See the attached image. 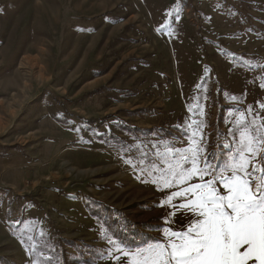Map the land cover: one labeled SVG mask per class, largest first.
<instances>
[{
  "label": "rangeland",
  "instance_id": "rangeland-1",
  "mask_svg": "<svg viewBox=\"0 0 264 264\" xmlns=\"http://www.w3.org/2000/svg\"><path fill=\"white\" fill-rule=\"evenodd\" d=\"M242 131L264 0H0V264H132L185 220L161 177L225 171Z\"/></svg>",
  "mask_w": 264,
  "mask_h": 264
},
{
  "label": "snow or ice",
  "instance_id": "snow-or-ice-1",
  "mask_svg": "<svg viewBox=\"0 0 264 264\" xmlns=\"http://www.w3.org/2000/svg\"><path fill=\"white\" fill-rule=\"evenodd\" d=\"M254 141L264 144V137L242 131L243 150L223 172L194 152L190 168L161 177L163 188L178 189L166 200L172 222L178 212L185 220L180 230L165 229L163 242L133 254L132 264H264V154Z\"/></svg>",
  "mask_w": 264,
  "mask_h": 264
},
{
  "label": "trees",
  "instance_id": "trees-1",
  "mask_svg": "<svg viewBox=\"0 0 264 264\" xmlns=\"http://www.w3.org/2000/svg\"><path fill=\"white\" fill-rule=\"evenodd\" d=\"M104 121V119H102V121H99V122H103ZM141 226H143L142 224L140 225H137V227H141Z\"/></svg>",
  "mask_w": 264,
  "mask_h": 264
}]
</instances>
